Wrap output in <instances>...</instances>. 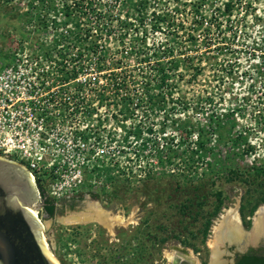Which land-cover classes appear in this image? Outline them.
Returning a JSON list of instances; mask_svg holds the SVG:
<instances>
[{"label":"rangeland","instance_id":"rangeland-1","mask_svg":"<svg viewBox=\"0 0 264 264\" xmlns=\"http://www.w3.org/2000/svg\"><path fill=\"white\" fill-rule=\"evenodd\" d=\"M86 2L96 24L76 19ZM53 12L48 34L69 30L65 59L96 75L94 113L110 126L92 154L100 167L72 196L86 198L80 212L97 204L136 222L109 235L63 224L64 211L43 218L48 249L59 264H169L178 245L207 264L221 210L237 204L249 230L264 205V0H0V62L16 37L35 43ZM78 226L88 232L74 236Z\"/></svg>","mask_w":264,"mask_h":264},{"label":"built area","instance_id":"built-area-1","mask_svg":"<svg viewBox=\"0 0 264 264\" xmlns=\"http://www.w3.org/2000/svg\"><path fill=\"white\" fill-rule=\"evenodd\" d=\"M95 5L84 3L76 19L90 18L88 10ZM48 16L49 26L41 27L42 33L37 35L49 42L42 44L37 36L29 44L26 38L31 40L35 33L16 37L8 63L0 62V158L32 175L38 192L42 189L52 200H60L72 196L94 166L100 167L92 154H99L100 142L108 140L104 129L110 126L94 113L97 102L90 93L98 83L96 75L89 71L79 74L75 60L65 59L70 50L63 42L72 37L66 28L60 36L48 34L53 31L51 25H57L56 13ZM81 37L87 38L83 29ZM54 38L60 42L57 48L51 43Z\"/></svg>","mask_w":264,"mask_h":264},{"label":"water","instance_id":"water-1","mask_svg":"<svg viewBox=\"0 0 264 264\" xmlns=\"http://www.w3.org/2000/svg\"><path fill=\"white\" fill-rule=\"evenodd\" d=\"M39 197L33 176L20 165L0 158V264H57L47 252L43 230L36 219L35 211L40 207ZM254 213L250 229L244 230L241 226L243 233L251 231ZM225 244L235 245L244 251L254 243L241 245L237 241H224L221 247H225ZM221 252L222 255L224 251ZM221 255L220 261L227 264L230 260H223ZM210 260L211 255L207 264H210ZM169 264L195 263L189 258L176 255Z\"/></svg>","mask_w":264,"mask_h":264},{"label":"bare ground","instance_id":"bare-ground-1","mask_svg":"<svg viewBox=\"0 0 264 264\" xmlns=\"http://www.w3.org/2000/svg\"><path fill=\"white\" fill-rule=\"evenodd\" d=\"M89 206V207H88ZM85 211L70 214L66 218H61L60 222L67 225L80 224L85 222H95L101 225L109 235L114 234L115 227H126L130 224H135L134 211L127 214V216L112 215L107 210L102 209L97 204L92 206L88 204ZM36 219L38 216L36 215ZM47 225V224H46ZM240 215L237 210V204L230 207L223 208L219 216L214 220L211 227V235L207 242V246L211 251L210 264H224L220 261L221 246L224 241H237L241 245L248 243H255L261 238H264V205H260L254 213L252 218V229L250 232L243 233ZM42 230L44 225L41 223ZM45 240V237L43 235ZM46 246L47 242L45 240ZM49 256L54 259L57 264L58 261L47 247ZM164 255L168 262L176 255L184 256L198 264V260L194 252L188 248L178 245H172L169 251H165Z\"/></svg>","mask_w":264,"mask_h":264},{"label":"flooded vegetation","instance_id":"flooded-vegetation-1","mask_svg":"<svg viewBox=\"0 0 264 264\" xmlns=\"http://www.w3.org/2000/svg\"><path fill=\"white\" fill-rule=\"evenodd\" d=\"M34 186V185H33ZM91 197L95 198L94 195H91ZM91 197H88V199H91ZM51 199V198H50ZM86 199L84 196H70L66 197L60 200H53L51 201V204L54 205V214L52 217H49L47 213H45L43 207H44V200L45 198H41V196L38 198V203L40 204V207L36 212V215H39V224L41 225L43 218H55L57 215L60 216L61 213L64 211L73 212V211H80L83 208V200ZM52 200V199H51ZM120 212V211H118ZM121 216H125L124 214ZM43 224V223H42ZM100 226V225H99ZM100 229L102 226L99 227ZM104 229V228H103ZM225 253L228 254V263L227 264H235L236 260L241 256L242 254H245L248 250H252V254L257 259H262V262L264 264V238H261L253 245L247 246L244 251H240L238 247L235 245H226L225 244Z\"/></svg>","mask_w":264,"mask_h":264},{"label":"trees","instance_id":"trees-1","mask_svg":"<svg viewBox=\"0 0 264 264\" xmlns=\"http://www.w3.org/2000/svg\"><path fill=\"white\" fill-rule=\"evenodd\" d=\"M227 7H229V5H227ZM161 19L162 18L159 17L158 18V22L161 21ZM204 130H205V128L203 126L197 128V131L200 133L199 141L201 143H203L202 140H203V138L205 136V133L203 132ZM39 192H40L41 198H45V200L43 202L44 203L43 209H44L45 213H47V215L49 217H52L53 214H54V205L51 204V201H53V200H51L45 194V192L42 189H39ZM254 209H255V207H253L252 209H250V211H249L250 214H253ZM79 228L82 230V232H81L82 234H86L88 232V227L87 226H78V227H76V230H74L75 231L74 232V236L80 234V232H79L80 229ZM77 230H79V231H77ZM235 264H263V262H262V259H257L252 254V250H248L245 254H242L241 256H239V258L236 260Z\"/></svg>","mask_w":264,"mask_h":264}]
</instances>
